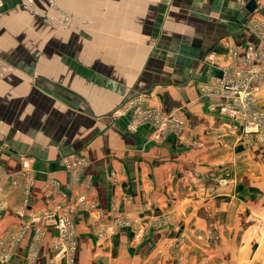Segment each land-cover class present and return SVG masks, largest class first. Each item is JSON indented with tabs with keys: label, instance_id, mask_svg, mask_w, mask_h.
<instances>
[{
	"label": "crops",
	"instance_id": "1",
	"mask_svg": "<svg viewBox=\"0 0 264 264\" xmlns=\"http://www.w3.org/2000/svg\"><path fill=\"white\" fill-rule=\"evenodd\" d=\"M110 1L111 21L134 30L94 37L132 42L100 54L136 61L100 64L93 73L84 65L75 81V66L56 58L51 92L37 81L32 89L22 53L0 71L2 99L17 100L6 92L14 78L22 88L19 117L12 112L18 121L4 130L0 123L3 264H264V128L247 137L204 92L230 66L241 67L251 47L253 67L264 69V0ZM16 20L22 0H0V32ZM128 100L176 113L184 129L156 140L152 124L128 127L129 114L112 116ZM256 101L264 109V77ZM75 153L87 160L80 171L65 165ZM54 207L72 221L77 244L70 256L55 257L53 224L32 222ZM116 218L123 225L104 233Z\"/></svg>",
	"mask_w": 264,
	"mask_h": 264
},
{
	"label": "rangeland",
	"instance_id": "2",
	"mask_svg": "<svg viewBox=\"0 0 264 264\" xmlns=\"http://www.w3.org/2000/svg\"><path fill=\"white\" fill-rule=\"evenodd\" d=\"M42 1L43 7H40L36 0H22V20L12 21L11 23L4 25L2 31L6 34L3 37H0V51L4 52V58H0V71L5 72L6 69L10 68L11 64H13L15 60H17L19 54L22 53V71L31 73L32 76L29 75L30 73L28 75L32 77V89H35L34 81H37L51 92V80L54 81V79L50 77L52 74L51 67L54 66L56 58H60L62 62H68L75 66V81L81 80L76 70L78 68L83 69L86 67L84 65H91L90 72L93 73V70H97L100 64L101 67H110V65L113 67L116 61L128 64L136 61L135 55H105L104 52L103 54H100V52L106 50V46H118L121 44V41L122 44H130L132 42V40L127 39H108L106 40L107 43H104L101 38L94 37V35H102L105 32L111 33L115 30L119 33L134 30V28L128 27L131 23L116 24V22L114 23L111 21L112 18H115L113 15L115 6L107 5L110 4V0ZM83 3H89V5H84ZM108 15L110 16L109 22L102 23L101 19L108 17ZM252 30L259 34V27L257 25L253 26ZM7 31L9 34H7ZM139 41L142 44L146 40L141 39ZM134 42H137V40ZM20 48H22V51L19 50ZM3 49H6L12 55L5 52ZM171 61L173 62V57L171 58ZM208 62H213V60H209ZM87 69L90 68L87 67L86 70ZM43 71H45L46 74H44ZM29 76L27 77L29 78ZM13 80L10 82L6 92L12 93L13 99L17 100L10 102V96L2 99V93L0 94V123H3V130L5 127L12 125L15 119V116L12 114L13 110H16L17 117H19V108L22 107V88L16 86L15 78ZM2 88L3 87L0 86V92L3 90ZM49 92L43 91V94L50 99ZM79 100L80 98H76V102H81ZM131 101L132 100L126 101L122 107L117 108L112 113L113 117L129 114L130 119L128 127L133 124L134 120L131 111L132 104L136 102V105L134 106H140L141 112L147 110L140 100H136L135 102ZM101 103L102 102H100V104ZM49 107L48 104L44 105V108H47L48 113H50ZM148 109L158 110V112L163 114L158 108ZM30 110H33V107L32 109L30 107ZM182 120L184 124L185 121L183 118ZM16 121H18V119ZM91 122L93 123V121ZM78 127H80V122H78ZM183 129L184 125L182 127V130ZM75 155L78 154L75 153ZM27 169H29V167H23L22 175L29 173V170ZM31 183L32 178H26V189ZM3 263L4 260L0 258V264Z\"/></svg>",
	"mask_w": 264,
	"mask_h": 264
},
{
	"label": "built area",
	"instance_id": "3",
	"mask_svg": "<svg viewBox=\"0 0 264 264\" xmlns=\"http://www.w3.org/2000/svg\"><path fill=\"white\" fill-rule=\"evenodd\" d=\"M233 58L238 57L237 51L232 52ZM256 52L251 48L248 49L239 63L241 67L230 66L228 70L222 73L217 79L204 85V92L207 96L215 100L214 106L219 107L220 113L230 119L237 120L242 127L243 134L247 137H254L259 130L264 128V109H260L256 101L257 81L264 77L263 64L262 70L253 67ZM213 54L207 56V60H213ZM244 62V64H243ZM215 106V107H216ZM132 109V108H131ZM133 124L147 122L155 128L154 139L162 138L168 132H181L183 127L182 118L176 113L161 114L158 110L147 109L145 112L140 111V106H135L132 112ZM259 136V140L264 143V138ZM87 164L85 158L79 155L70 154L65 159L66 168L69 170L80 171ZM23 167L28 168L27 162ZM54 186L56 182H52ZM4 177L0 171V195L3 191ZM16 181H12V186ZM80 201L81 198L79 199ZM2 205L0 199V206ZM104 233L113 232L115 227L123 225L120 218L113 220ZM33 223H50L56 228L57 236L53 240L55 257L70 256L76 250V238L72 221L66 213H60L59 207H54L36 215L32 219ZM40 234L38 233V236ZM18 238L16 239V242ZM13 243V242H12ZM6 255V254H5ZM2 260L6 258H1Z\"/></svg>",
	"mask_w": 264,
	"mask_h": 264
}]
</instances>
